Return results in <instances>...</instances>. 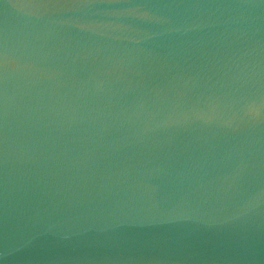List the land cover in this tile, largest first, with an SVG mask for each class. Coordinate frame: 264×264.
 Segmentation results:
<instances>
[{
  "label": "water",
  "instance_id": "water-1",
  "mask_svg": "<svg viewBox=\"0 0 264 264\" xmlns=\"http://www.w3.org/2000/svg\"><path fill=\"white\" fill-rule=\"evenodd\" d=\"M0 264H264V0H0Z\"/></svg>",
  "mask_w": 264,
  "mask_h": 264
}]
</instances>
